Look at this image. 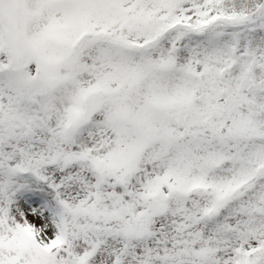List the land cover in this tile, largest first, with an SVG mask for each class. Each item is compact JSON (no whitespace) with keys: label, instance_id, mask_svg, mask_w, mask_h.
<instances>
[{"label":"snow or ice","instance_id":"obj_1","mask_svg":"<svg viewBox=\"0 0 264 264\" xmlns=\"http://www.w3.org/2000/svg\"><path fill=\"white\" fill-rule=\"evenodd\" d=\"M0 264H264V0H0Z\"/></svg>","mask_w":264,"mask_h":264}]
</instances>
